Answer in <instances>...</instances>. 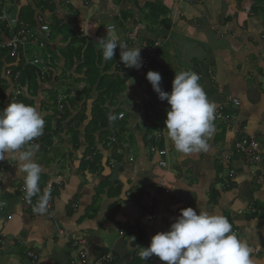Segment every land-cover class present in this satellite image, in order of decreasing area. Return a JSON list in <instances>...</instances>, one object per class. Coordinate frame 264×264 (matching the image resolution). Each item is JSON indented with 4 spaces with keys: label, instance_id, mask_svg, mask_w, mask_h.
I'll use <instances>...</instances> for the list:
<instances>
[{
    "label": "crops",
    "instance_id": "1",
    "mask_svg": "<svg viewBox=\"0 0 264 264\" xmlns=\"http://www.w3.org/2000/svg\"><path fill=\"white\" fill-rule=\"evenodd\" d=\"M3 2L2 14L17 18L19 31L42 38L38 15L49 22L44 47L23 35L20 59L43 62L36 48L42 52L48 46L58 58L56 68H50L54 79L41 83L33 98L51 131L55 122H48L53 114L49 92L65 94L67 89L60 51L73 39L70 28L80 36L79 44L90 41L98 52L102 49L98 40L108 35L129 48H141L143 66L127 68L119 48L113 59L98 64L99 76L107 75V83L123 82L116 101L107 104L108 120L92 138L94 153L102 158L99 167L92 149H87L86 135L99 81L88 83L86 69L78 70L84 59L75 60L68 75L78 92L88 89L85 102L70 108V117L61 121L54 151L36 153V162L44 169L41 195H48L45 213L33 211L39 196L30 198L21 191L24 180L17 172L18 161L12 157L0 161V204L7 203L0 211V264H80L81 250L90 264L106 254H113L117 264H166L155 255L142 260L141 247H149L154 235L170 230L181 210L189 207L197 214L201 210L226 217L251 249L253 264H264V0ZM5 67L1 78L9 85L8 96L17 86ZM185 70L200 75L216 110L224 107V116H230L228 122L214 120L207 152L187 155L175 150L165 130L171 106L159 99L146 79L149 71L160 73L162 91L171 93L175 73ZM81 111L86 118L80 127L81 119L76 121L75 116ZM246 137L261 143L262 160L254 167L234 148ZM117 151L123 158L107 165ZM48 186L52 189L47 193ZM84 239L86 246L74 247Z\"/></svg>",
    "mask_w": 264,
    "mask_h": 264
},
{
    "label": "clouds",
    "instance_id": "2",
    "mask_svg": "<svg viewBox=\"0 0 264 264\" xmlns=\"http://www.w3.org/2000/svg\"><path fill=\"white\" fill-rule=\"evenodd\" d=\"M98 44L105 61L113 59L115 50L119 48L120 59L127 68L139 70L143 66L141 48H129L117 36L108 35L99 39ZM146 79L159 99L171 106L167 111L165 130L175 150L184 155L207 152L209 140L215 131L216 104L208 98L200 83V75L192 70L175 73L171 93L162 91L160 73L149 71ZM44 128L45 119L38 105L11 102L0 110V161L10 157L18 161L17 172L19 176L23 175L28 197L41 192L39 181L44 169L36 162L40 145L33 141L43 135ZM24 200L22 197L21 201ZM47 202L46 193L39 196L33 211L45 213ZM6 206L7 203L2 202L0 211L4 212ZM79 243L84 246L88 244L85 239ZM153 255L166 264H253L251 249L233 231L226 217L201 210L197 214L191 207L181 210L170 230L154 235L149 247H141L139 256L142 260L146 261ZM102 257L93 264H97ZM80 264H83V260Z\"/></svg>",
    "mask_w": 264,
    "mask_h": 264
},
{
    "label": "trees",
    "instance_id": "3",
    "mask_svg": "<svg viewBox=\"0 0 264 264\" xmlns=\"http://www.w3.org/2000/svg\"><path fill=\"white\" fill-rule=\"evenodd\" d=\"M3 4H5L3 2ZM2 5H0V16L3 12ZM20 16V15H19ZM153 18V17H150ZM13 34H11L10 30L0 22V42H2L1 38L3 40L9 39L12 37ZM72 35V34H70ZM66 39V36H65ZM80 38L74 37L72 41L67 45L65 49V54L61 55L62 60L64 61V70L63 74L61 76L62 79L67 81V89L65 91V101H61L58 98L59 90L53 89L49 92L50 94V101L52 102L51 105H48V108L51 107L53 110V114L49 117L48 122L52 125L55 122V128L53 131H51V126L48 124L44 128V133L41 137L34 140L33 143H38L40 145L39 147V153L41 155L48 152V150L54 151L55 147V141L58 139L59 136V128L61 125L62 120H66L67 117H70L71 109H75L77 107V104L79 102H85L86 94L88 89L84 88L82 91L78 92L74 85H71V75L69 72L74 67L75 60L79 61L80 63L83 62L82 59H84V63L81 64V66L78 68V70L86 69V75L88 76L87 82L92 84H95L97 81H99L98 84V93L99 97L97 101L94 104L93 107V120L89 123L87 129H86V135H87V142H88V150L92 149L93 154L95 149L93 147L92 138L94 136V133L96 130H99L101 125H105L106 120H108V110L106 109L107 104L110 100H112V104L116 101V97L120 94L121 91L119 89L123 87V82L118 81L116 83H107L108 76L104 75L103 77L99 76V66L98 64H101V61L103 59V53L102 49L98 50L94 47L95 45L92 44L90 41L84 40L83 44H79ZM47 60H53V65L51 62H41L40 65H33L28 64L24 59H19V61L16 63L17 59L12 58L10 55V52L8 50H1L0 51V110H3L6 105L8 106L11 102H23L27 105H35V100L33 99L40 89L41 83H49L51 80L54 79V69L56 68V63L58 61L57 57L53 58V55H55V52L52 51V47H47ZM115 56V55H114ZM99 57V61L97 63V58ZM109 62V60L107 61ZM5 65H9L8 69L11 70V83L14 84V86H17V88H23L26 89L23 92V95L16 96L15 92H11L7 96V88L8 83L5 79L1 78V75L3 73V67ZM53 67L54 69H50ZM7 69V67L5 68ZM41 72L43 73V76L41 75ZM19 75V76H18ZM73 92H76V96H71ZM54 99H52V96ZM60 106L63 108L60 109ZM65 111V113H64ZM76 121H78V126H82L85 124L84 120L86 118L85 111H81L76 116ZM102 118L103 120H100ZM70 130H72L73 125H69ZM158 129V128H157ZM60 131V130H59ZM45 134V135H44ZM77 135H79V132H77ZM61 137V136H60ZM63 140V139H62ZM78 147H80L79 139H78ZM96 152V151H95ZM91 154V156H93ZM159 154V152H158ZM88 155V154H86ZM123 153L114 152L113 155L108 157V162L113 163V159H116L119 161L121 157L123 158ZM96 164L100 167L102 158L98 154H95L94 156ZM98 158V159H97ZM97 159V160H96ZM85 162V161H84ZM90 161L85 162V164H88ZM39 187L41 189V192L37 194V196H41L42 190H43V183H39ZM34 198V196H32ZM31 198V197H30ZM39 198V197H37ZM32 202V201H31ZM116 258V257H115ZM117 261V259H116ZM116 263V262H115Z\"/></svg>",
    "mask_w": 264,
    "mask_h": 264
},
{
    "label": "built area",
    "instance_id": "4",
    "mask_svg": "<svg viewBox=\"0 0 264 264\" xmlns=\"http://www.w3.org/2000/svg\"><path fill=\"white\" fill-rule=\"evenodd\" d=\"M4 1L7 3L11 0H4ZM0 22L3 23L8 29H12L13 27H15L18 24L19 20L15 17L9 18L8 16L3 14L2 16H0ZM37 23L39 25V29H40V32L42 34V38H38L35 34L31 33L29 30H22V31H19L17 34H14L11 38L7 39L6 41H3L2 43H0V51L1 50H8L11 54L10 56L14 59H17V61H16V63H17L20 59V50L24 46V44L26 43L25 38H23V35H27L26 38H28V39H33L32 43H34L36 46L44 47L45 43L42 41L43 35H44V37L49 38L51 28H50L48 20L45 18L44 15H38ZM143 47L147 48V45H144ZM27 63L33 64V65H40L41 61L39 59H35V60L27 62ZM5 66L7 67V69H5V73H6L7 77H11L12 73H11V70L8 69L9 65H5ZM41 75L43 76L42 72H41ZM25 90L26 89H23V88H17V90L14 92H15L16 96H19V95H23V92ZM233 102L236 106L240 105V102L237 100H233ZM62 108L63 107L60 106V109H62ZM224 110H225L224 107H220L215 111V114L219 120H224V121L228 122L230 120V116H224V114H223ZM122 117H123V115H120V118H122ZM243 143L245 145H247V143L245 141ZM238 147L243 149L244 150L243 152L246 151L245 146L243 147L242 145H240V146L238 145ZM251 147H252V149H250L248 152L255 150L258 147V143L252 142ZM161 165L164 166L163 164H161ZM50 190H51V186H48L45 189V192H48ZM21 191H25L24 186L21 188ZM255 254L256 255L259 254V251L256 250ZM115 261H116V258L114 257V255L108 254V255L102 257L98 261L97 264H114ZM83 264H87V260L85 257H83Z\"/></svg>",
    "mask_w": 264,
    "mask_h": 264
},
{
    "label": "bare ground",
    "instance_id": "5",
    "mask_svg": "<svg viewBox=\"0 0 264 264\" xmlns=\"http://www.w3.org/2000/svg\"><path fill=\"white\" fill-rule=\"evenodd\" d=\"M246 142L247 145H245L243 142ZM252 142H256L258 143V147L255 150H252L251 152H248L250 149H252L251 147V143ZM238 145H242L243 147L245 146L246 148V153L243 152L244 150L241 149L240 147H238ZM234 148L236 150L237 153H239L241 155V157L243 158V160L250 166L254 167L257 166L261 160H262V151H261V143L259 142V140L256 137H246L244 139H242L239 142H236L234 145ZM61 185V184H60Z\"/></svg>",
    "mask_w": 264,
    "mask_h": 264
},
{
    "label": "rangeland",
    "instance_id": "6",
    "mask_svg": "<svg viewBox=\"0 0 264 264\" xmlns=\"http://www.w3.org/2000/svg\"><path fill=\"white\" fill-rule=\"evenodd\" d=\"M66 29H67V31H69L68 30V28L69 27H65ZM75 29V28H74ZM10 30V32H11V34H17L18 32H19V29L18 28H15V27H13L12 29H9ZM70 30L73 32L72 33V35H71V37H76V38H80V36L76 33V31L75 30H73L72 28H70ZM12 35V36H13ZM72 39V38H71ZM7 39H5V40H2V41H6ZM53 40V39H52ZM54 42L56 41V40H53ZM36 51H37V53L38 54H40V56H41V59H42V61L43 62H51V64L53 65V60H47V58H46V56H47V48L46 49H44L42 52L40 51V48L38 49V48H36ZM34 54V53H33ZM32 54V55H33ZM60 54H62V55H64L65 54V51L63 50V49H61V51H60ZM61 91H59V93H58V98H59V100H61V101H65L66 100V98L64 97V94H63V92L62 93H60ZM63 94V95H62ZM52 97V99H54V97H53V95L51 96ZM0 102H1V97H0ZM215 120H218V117L216 116V114H215ZM122 153V152H121ZM50 216H52V214H50Z\"/></svg>",
    "mask_w": 264,
    "mask_h": 264
},
{
    "label": "flooded vegetation",
    "instance_id": "7",
    "mask_svg": "<svg viewBox=\"0 0 264 264\" xmlns=\"http://www.w3.org/2000/svg\"><path fill=\"white\" fill-rule=\"evenodd\" d=\"M80 246V247H82V245L80 244V243H77L74 247H76V246ZM83 257H87V255H86V253L84 252V251H82L81 250V252H80V260L82 261L83 260ZM37 257L36 256H34V259H36Z\"/></svg>",
    "mask_w": 264,
    "mask_h": 264
},
{
    "label": "water",
    "instance_id": "8",
    "mask_svg": "<svg viewBox=\"0 0 264 264\" xmlns=\"http://www.w3.org/2000/svg\"><path fill=\"white\" fill-rule=\"evenodd\" d=\"M8 215H9V213H8ZM7 218V217H6Z\"/></svg>",
    "mask_w": 264,
    "mask_h": 264
}]
</instances>
